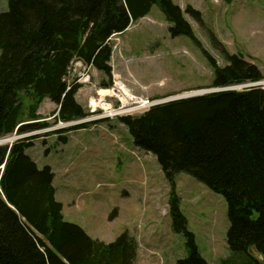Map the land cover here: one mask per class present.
<instances>
[{
  "label": "trees",
  "instance_id": "obj_1",
  "mask_svg": "<svg viewBox=\"0 0 264 264\" xmlns=\"http://www.w3.org/2000/svg\"><path fill=\"white\" fill-rule=\"evenodd\" d=\"M154 6L172 25V37L193 36L185 14L204 25L200 12L183 11L173 0H9L8 10L0 13V138L40 119L38 109L46 99L57 106L56 122L86 118L87 111L76 99L82 85L70 80L74 63L80 60L94 68L105 77L101 86L111 87L112 39L148 16ZM211 39L227 65L218 67L210 58L213 82L205 89L264 80L256 64L229 54L214 33ZM118 121L127 127L137 149L156 157L171 185L172 229L184 235L189 253L176 264H207L181 210L176 192V176L181 173L226 200V240L234 258L221 264H264L262 89L177 100ZM48 127L45 121L38 130ZM63 132L52 133H60L58 141L65 145L69 137ZM36 139L39 136L0 146V264H135L139 245L128 231L105 243L65 221L63 204L56 198L55 173L50 166L40 169L26 154ZM117 216L115 209L110 220Z\"/></svg>",
  "mask_w": 264,
  "mask_h": 264
},
{
  "label": "rangeland",
  "instance_id": "obj_2",
  "mask_svg": "<svg viewBox=\"0 0 264 264\" xmlns=\"http://www.w3.org/2000/svg\"><path fill=\"white\" fill-rule=\"evenodd\" d=\"M173 2L183 11L200 12L204 25L185 14L193 36L172 37L169 32L172 25L161 9L154 6L148 16L112 39L114 83L122 81L136 97L150 101L181 97L199 87L206 90L213 82L210 58L218 67L227 65L218 44H213L212 33L229 54H239L256 64L264 75V0ZM8 4L9 0H0V13L8 10ZM103 79L97 70H89L79 62H75L70 72V80L82 85L76 99L90 114L89 118L94 115L90 113L92 108L100 114L92 119L104 118L92 120L95 123H88L85 129H76L77 123L58 124L60 121L54 118L57 107L46 99L38 109L37 121L41 125L46 121L49 127L38 130L39 125L22 132L17 129L5 137L10 138L5 145L23 139L24 135L39 136L26 154L40 169L50 166L56 173L54 185L57 199L65 206L66 222L81 226L91 237L105 243H113L128 231L139 245L135 264H176L189 253L184 235L172 229L171 185L156 157L137 149L127 127L118 121L122 116H141L149 107L144 109L138 104L139 109L131 114H118L123 107L114 114L97 109L103 98L120 107L118 100L108 94L118 96L123 106L131 102L127 88V93L119 87L97 93L110 89L101 86ZM92 100L95 104L100 102L94 106ZM25 105L30 106L31 102L26 101ZM58 129L69 137L67 144L59 143L60 133L56 136L51 132ZM176 190L188 229L194 233L198 251L207 264H221L226 259L232 263L234 256L226 240L230 222L225 198L184 173L176 176ZM115 209L118 216L110 220ZM256 256L263 263L258 253Z\"/></svg>",
  "mask_w": 264,
  "mask_h": 264
},
{
  "label": "built area",
  "instance_id": "obj_3",
  "mask_svg": "<svg viewBox=\"0 0 264 264\" xmlns=\"http://www.w3.org/2000/svg\"><path fill=\"white\" fill-rule=\"evenodd\" d=\"M76 62H79V63H83L82 61H80V60H77ZM84 64V63H83ZM74 65H75V63H74ZM73 65V66H74ZM87 66V65H86ZM88 67V69L89 70H91L92 69V67H90V66H87ZM87 77H88V79L90 78V76H88L87 75ZM123 82L122 81H117V82H115L114 83V86L112 87V89L110 88V89H100V90H97V93H100V92H103V91H106V90H114L115 88H117L118 86L119 87H121L123 84H122ZM125 85V84H124ZM124 88H127V86L125 85L124 86ZM251 88H262L263 90H264V83L263 82H254V83H251V82H247V83H244V84H241V85H234V86H232V87H230V88H228V89H230V90H236V91H244V90H247V89H251ZM128 89V93L130 94V101H131V105H128L127 106V108H125V110H130V109H132V108H136V107H138V103H141V102H143V103H145V106H144V109L145 108H147V107H149L148 109H145L144 111H148L151 107H153V106H155L154 104H155V102L154 101H150V100H148V99H139L138 97H136L134 94H132L131 93V90L129 89V88H127ZM101 95H102V93H101ZM109 96H111V97H113V98H115L116 100H118V103L120 104V107L119 108H117V107H115L114 105H112V104H110V103H108L106 100H104V98H103V104L104 105H106V106H108L107 108H106V110L108 111V113L109 114H112V112L113 111H117L118 109H121L122 107H123V104H122V101H121V99L118 97V96H116V95H110V94H108ZM103 96H105V95H103ZM100 99V98H99ZM93 101V100H92ZM93 104V103H92ZM88 107L90 108V105L88 104ZM97 109H102V110H104L105 108H97ZM139 109V108H138ZM138 109H136V110H134V111H130V112H127V113H123V114H131V113H133V112H135V111H137ZM98 111L97 110H94V108H92V110H91V114L93 115H91L92 116V118L94 117V116H99L100 114L99 113H97ZM116 115V114H115ZM92 118H88L87 120H99V119H102V118H104V117H99V118H95V119H92ZM78 123V122H77ZM62 124V123H61ZM62 125H64V124H62ZM25 137H27L26 135H24L23 136V138H25Z\"/></svg>",
  "mask_w": 264,
  "mask_h": 264
},
{
  "label": "clouds",
  "instance_id": "obj_4",
  "mask_svg": "<svg viewBox=\"0 0 264 264\" xmlns=\"http://www.w3.org/2000/svg\"><path fill=\"white\" fill-rule=\"evenodd\" d=\"M113 57V56H112ZM112 62V61H111ZM112 66V65H111ZM72 70V69H71ZM263 83H264V80H263ZM79 84V83H78ZM113 84H114V82H113ZM81 85V84H80ZM111 87H113V85L111 86ZM111 87H109V88H111ZM230 87H232V86H230ZM230 87H227V88H211V89H206V90H204V89H198V90H194V91H189V92H187V93H184L182 96H181V98L182 99H188V98H193V97H198V96H204V95H208L209 93L208 92H211V90H213V89H217L218 91H220V92H222V91H236V90H230V89H228V88H230ZM82 88V87H81ZM80 88V89H81ZM80 89H79V91H80ZM78 91V92H79ZM238 92H240V91H238ZM211 94H213V93H211ZM167 99H170V97L169 98H164V99H162V100H158V101H154L155 102V104L154 105H157V104H159V103H161L162 101H164V100H167ZM182 99H179V100H182ZM177 101V100H176ZM173 102V101H172ZM165 104V103H164ZM161 105V104H160ZM8 137V136H7ZM5 138V137H4ZM12 145V143L10 144V146Z\"/></svg>",
  "mask_w": 264,
  "mask_h": 264
},
{
  "label": "water",
  "instance_id": "obj_5",
  "mask_svg": "<svg viewBox=\"0 0 264 264\" xmlns=\"http://www.w3.org/2000/svg\"><path fill=\"white\" fill-rule=\"evenodd\" d=\"M217 92H220V91H218L217 89H213V90H211V92H208V93L211 94V93H217ZM179 99H182V98L181 97H177V98L170 97V99L164 100V101H162L161 103H159L157 105L168 103V102H172V101H176V100H179ZM39 125H40V122H38V121L28 122V123L22 124L18 128L17 131L18 132H22L25 129H35ZM14 139H15V136H14ZM9 140H10V138H2V139H0V146H4L5 144H7L6 141H9Z\"/></svg>",
  "mask_w": 264,
  "mask_h": 264
},
{
  "label": "bare ground",
  "instance_id": "obj_6",
  "mask_svg": "<svg viewBox=\"0 0 264 264\" xmlns=\"http://www.w3.org/2000/svg\"><path fill=\"white\" fill-rule=\"evenodd\" d=\"M122 36V35H121ZM119 87V86H118ZM120 88V90L121 91H124V92H126L122 87H119ZM127 93V92H126ZM100 102V101H99ZM99 102H97L96 104H98ZM92 103H93V105L95 106L96 104H95V101H92ZM127 103H124V106H123V109L121 110V111H119L118 112V114H123V113H127L128 111L130 112V111H134L135 109H137V107L136 108H132V109H130V110H125V107H127V105H126ZM138 104H140V107H144L145 106V103H138ZM129 105H131V102H130V104ZM98 107H100V108H105L106 109V107H108V106H106V105H104L103 103H101L100 102V104L98 105ZM112 114H114V111H113V113ZM6 142H8V141H6Z\"/></svg>",
  "mask_w": 264,
  "mask_h": 264
},
{
  "label": "crops",
  "instance_id": "obj_7",
  "mask_svg": "<svg viewBox=\"0 0 264 264\" xmlns=\"http://www.w3.org/2000/svg\"><path fill=\"white\" fill-rule=\"evenodd\" d=\"M122 86H123L122 88L126 91V88H124L125 85L123 84ZM47 100H48V99H47ZM49 102H50V101H49ZM50 103H51V102H50ZM52 104H53V103H52ZM55 106H56V105H55ZM56 107H57V106H56ZM77 132H79V131H76V133H77ZM79 133H82V132H79ZM79 135H80V134H79ZM79 135H78V136H79ZM55 180H56V173H55V179H54V182H55ZM54 186H55V185H54ZM56 198H57V192H56ZM60 202H62V201H60ZM62 204H63V203H62ZM64 210H65V206H64V204H63V214H64ZM64 217H65V215H64ZM92 238H93V237H92ZM155 242H157V241H155ZM147 246H148V245H147Z\"/></svg>",
  "mask_w": 264,
  "mask_h": 264
}]
</instances>
